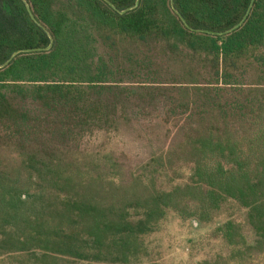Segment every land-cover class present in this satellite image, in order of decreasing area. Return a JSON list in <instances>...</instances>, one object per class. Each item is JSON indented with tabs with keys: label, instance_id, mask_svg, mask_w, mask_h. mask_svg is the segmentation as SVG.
<instances>
[{
	"label": "trees",
	"instance_id": "16d2710c",
	"mask_svg": "<svg viewBox=\"0 0 264 264\" xmlns=\"http://www.w3.org/2000/svg\"><path fill=\"white\" fill-rule=\"evenodd\" d=\"M171 215L264 264V0H0V264H163Z\"/></svg>",
	"mask_w": 264,
	"mask_h": 264
},
{
	"label": "rangeland",
	"instance_id": "374dc122",
	"mask_svg": "<svg viewBox=\"0 0 264 264\" xmlns=\"http://www.w3.org/2000/svg\"><path fill=\"white\" fill-rule=\"evenodd\" d=\"M150 127L135 125L133 129L113 133L109 137L99 133L88 139V146L94 150L103 146L120 158L126 167L135 168L149 161L152 153L168 143L162 134L156 136L150 131ZM84 147L87 148V139ZM210 231L209 226H200L191 221L182 222L171 215L162 230L150 237V244L157 250L163 264H193L221 248V243L215 239L191 248L192 242L204 238Z\"/></svg>",
	"mask_w": 264,
	"mask_h": 264
},
{
	"label": "water",
	"instance_id": "95a60500",
	"mask_svg": "<svg viewBox=\"0 0 264 264\" xmlns=\"http://www.w3.org/2000/svg\"><path fill=\"white\" fill-rule=\"evenodd\" d=\"M126 10H128V9H126ZM126 10H123V11H119L120 13H123V12H125ZM180 18L185 22V20L183 19V17L182 16H180ZM238 26V25H237ZM16 53H14L12 56H14Z\"/></svg>",
	"mask_w": 264,
	"mask_h": 264
}]
</instances>
